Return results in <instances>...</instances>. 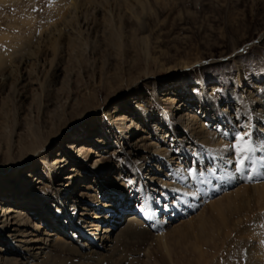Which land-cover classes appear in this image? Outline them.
<instances>
[{"label":"rangeland","instance_id":"374dc122","mask_svg":"<svg viewBox=\"0 0 264 264\" xmlns=\"http://www.w3.org/2000/svg\"><path fill=\"white\" fill-rule=\"evenodd\" d=\"M73 1L0 0V180L17 189L18 166L34 176L23 181L31 201L0 189L25 215L8 255L264 264V165L237 173L222 134L251 123L264 137V0ZM189 167L212 170L189 177ZM132 214L144 223L126 229ZM108 228L112 251L100 246ZM11 243L0 236V248Z\"/></svg>","mask_w":264,"mask_h":264},{"label":"bare ground","instance_id":"6f19581e","mask_svg":"<svg viewBox=\"0 0 264 264\" xmlns=\"http://www.w3.org/2000/svg\"><path fill=\"white\" fill-rule=\"evenodd\" d=\"M67 0H65V2H66ZM81 0H74L73 1V3H74V5L76 6H81V2H80ZM88 1V0H87ZM86 1V2H87ZM121 1V0H120ZM119 1V2H120ZM125 1V0H124ZM136 1V0H135ZM138 1H141V0H138ZM137 1V2H138ZM68 2H69V0H68ZM88 2H90V1H88ZM118 2V1H117ZM131 2V1H130ZM134 2V1H133ZM126 3V2H125ZM65 4H67V3H65ZM129 4V3H128ZM134 4V3H133ZM120 5V4H119ZM122 5V4H121ZM131 5V4H130ZM136 5V4H135ZM144 5L145 4H143L142 2H141V8H143L144 7ZM64 6V5H63ZM74 6V7H75ZM76 6V7H77ZM117 6V5H116ZM133 6V5H132ZM146 6V5H145ZM83 7H84V4H83ZM85 7H87V6H85ZM63 8V7H62ZM127 8H129V7H127ZM132 9V8H131ZM136 10V9H135ZM142 10V9H141ZM141 12H143V11H141ZM61 12H57L56 14H57V16L58 17H60L61 16V14H60ZM61 18V17H60ZM74 19H78L79 20V15L78 16H76V17H74L72 20H69L68 21V23H72V21L74 20ZM75 20V21H76ZM64 22V21H63ZM124 22V21H123ZM56 27H58V26H56ZM115 32V31H114ZM114 32L112 33L113 35H114ZM118 33V32H117ZM119 34V33H118ZM116 35V34H115ZM114 38V37H113ZM29 41V40H28ZM50 41V40H49ZM55 44H56V39L55 40H53V41H50V46L53 48V49H55ZM28 46V45H27ZM44 49H46V48H44ZM58 50V49H57ZM39 51V50H38ZM43 52V51H42ZM32 51L30 50L29 51V56H33L32 55ZM35 54H37V52L35 51L34 52ZM6 57H7V55H6ZM5 57V58H6ZM25 57V55H23L22 54V56L20 57V59H17V63H18V65L20 66V64L22 63V61H23V58ZM10 58V57H9ZM26 58V57H25ZM4 59V58H3ZM15 61H16V59H14ZM10 61V60H9ZM25 62V61H24ZM1 63H2V61H1ZM23 64V63H22ZM21 64V65H22ZM1 75H2V77H6V75L5 74H2L1 73ZM178 102H179V107H177L176 108V111H180L181 110V107L183 106V104H182V102L181 101H179L178 100ZM257 111H261V112H258L260 115H262V117H263V119H264V108L263 109H257ZM263 112V113H262ZM258 114V115H259ZM180 117V116H179ZM123 119H125L124 121H126L127 122V125H128V127L129 128H133V129H135V128H137L138 127V124L131 118V117H127V118H123ZM182 120V119H181ZM129 122V123H128ZM35 137H37V136H35ZM36 140H37V138H36ZM35 141V140H34ZM38 141H40V140H38ZM75 145L74 144H69L68 145V147H67V149L69 148V150L72 148V147H74ZM79 146L80 147H78L77 146V148L76 149H74V151L73 152H76L77 154H78V157H80L81 156V154H82V152H83V150L84 149H86L85 148V146H83V145H80L79 144ZM58 156H60L61 154H57ZM221 155V154H220ZM56 161H62L60 158L58 159V160H56ZM43 162L44 163H46L45 162V160L43 159ZM63 162H65V160H63ZM53 163H57V162H54L53 161ZM64 164V163H63ZM56 166H59L60 168L61 167H63V165H60V164H56ZM20 166H18V167H16L17 169L15 170V173L17 174V175H20V178H21V181L19 182V187L16 189V187H12V188H10V189H7V184L9 185V184H16V181H11V182H8V183H6L7 182V178H2L1 180H0V189L2 190V189H4V190H2V192H1V194L3 193H8L9 194V196L11 197L12 196V198L13 197H16V198H20L22 201H27V200H29V199H27V197H26V195H24L25 193H24V191H27L30 187H32V185L31 184H28V183H23V181H25L24 180V178H30V179H34L33 177V175H31L30 176V174H29V172L28 171H24V174L23 175H21V171H20V169H18ZM261 171L262 170H259V172L261 173ZM234 172V171H233ZM262 173L264 174V171H262ZM264 176V175H263ZM249 178V177H248ZM7 190H6V189ZM24 190V191H23ZM262 190H263V188H262ZM262 194L264 195V192H262ZM21 201V202H22ZM29 201H31V200H29ZM43 203V202H42ZM49 204V203H48ZM28 205H27V203L26 204H23V206L22 207H27ZM47 207H48V205H46ZM18 208V207H17ZM25 209V208H24ZM149 209V208H148ZM20 210V209H19ZM18 209H16L15 208V206H12V205H9V204H6L4 201H2V200H0V236H1V238L2 239H4V238H6V239H8V241H9V243H11V238H13V237H15V232H17V231H20L19 229H20V226L21 225H23V217H25V215L24 216H21V214L22 213H20V211H19ZM156 221H157V219H156ZM116 223V222H115ZM143 223H144V221L143 220H141V218L138 216V215H136V214H132V215H127L126 217H125V224H124V227L126 228V229H131L132 227H136V226H140V225H143ZM114 224V223H113ZM143 227V226H142ZM7 228H9L11 231H12V233L11 234H6V233H4V230H6ZM124 228V229H125ZM82 233H84V232H82ZM117 233H118V230H116V229H112V228H108V229H105V230H103V234L100 236V241H101V243H100V246L103 248V249H106V250H109V251H112V250H114V247H115V245H116V235H117ZM49 235H55L54 233L53 234H49ZM8 237V238H7ZM48 238V237H47ZM40 240V239H39ZM51 239L50 238H48V239H42L41 238V241H43V246L45 245L46 247H42V246H39V247H37V248H35V251L33 252V253H31L30 252V255L32 256V258L33 257H40L43 253H44V251H43V249H46L47 248V246L49 245V241H50ZM19 241H23V240H19ZM14 243V242H13ZM12 244V243H11ZM68 244V243H67ZM70 245V244H69ZM86 245V244H85ZM16 247H17V245H15V244H12L11 245V248H9V249H2V248H0V264H27V262H25L24 260H20V259H18V258H15V257H13L12 255H8V254H12V253H16V252H18L17 251V249H16ZM78 250V249H77ZM4 254H3V253ZM91 252H93V250L91 251ZM90 252V253H91ZM24 256V255H23ZM43 257V256H42ZM29 257H27L26 256V258L25 259H28ZM41 258V257H40Z\"/></svg>","mask_w":264,"mask_h":264},{"label":"snow or ice","instance_id":"6c2138e0","mask_svg":"<svg viewBox=\"0 0 264 264\" xmlns=\"http://www.w3.org/2000/svg\"><path fill=\"white\" fill-rule=\"evenodd\" d=\"M237 115L239 116V113ZM222 134L225 137H231L230 143L224 146L225 149H229L226 163L233 165L237 173L245 171L246 163L251 166V169H257L258 164L264 165V156L257 157L256 155L257 152H264V137L258 140L253 139V126L251 123L240 124L237 128L223 131ZM194 163L196 162L194 161ZM205 170L211 171L212 168L189 167L186 172L189 177L195 176L197 172L200 176H203ZM257 174H260L259 169H257ZM177 176L183 178L184 172L178 170ZM249 179H251V175Z\"/></svg>","mask_w":264,"mask_h":264}]
</instances>
